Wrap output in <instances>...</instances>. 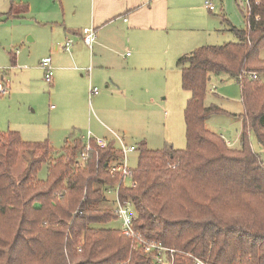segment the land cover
<instances>
[{
    "label": "trees",
    "instance_id": "obj_1",
    "mask_svg": "<svg viewBox=\"0 0 264 264\" xmlns=\"http://www.w3.org/2000/svg\"><path fill=\"white\" fill-rule=\"evenodd\" d=\"M248 2L247 28L231 29L236 42L201 46L177 60L190 93L187 147L154 150L141 141L132 169L136 184L119 188L120 203H131L136 212L133 228L178 250L175 264H196L188 254L208 264H264V161L250 140L254 131L264 150V0ZM28 11L12 1L6 16ZM222 73L241 86L245 110L234 114L242 120L239 147L206 124L226 113L205 102L212 75ZM85 148L82 137L66 139L56 152L49 140L0 133V264L149 263L121 228L104 227L119 219L112 202L105 206L121 179L110 168L121 158L116 141L101 148L92 139L82 164ZM22 151L30 158L16 176ZM47 163L48 177L39 179Z\"/></svg>",
    "mask_w": 264,
    "mask_h": 264
},
{
    "label": "rangeland",
    "instance_id": "obj_2",
    "mask_svg": "<svg viewBox=\"0 0 264 264\" xmlns=\"http://www.w3.org/2000/svg\"><path fill=\"white\" fill-rule=\"evenodd\" d=\"M12 1L15 4H26L17 0H10V3L9 0L3 2L0 0L1 8H7L6 6L12 4ZM205 1L203 0L204 10L200 11L199 21H203L204 17L206 21L197 24L196 28L189 30L186 35L180 33L176 35L177 38L182 39L191 37V47H187L184 54H190L201 46L236 42L238 37L231 30L232 26L238 29L247 28V0H210L215 5L213 11L206 8ZM28 21H30L29 17L22 20L6 19L5 15L3 17L0 15V78L3 76V83L7 84L8 88L7 93H0V133L18 131L26 140L31 138L36 141L49 140L56 152L62 150L65 139L82 137L89 130L95 135H97L95 131H99L108 139H117V146H120L118 138H114L111 130L128 145H137L141 141H146L148 147L154 150L170 145L176 149L187 147L185 109L190 93L183 88L181 69L177 65L178 59H173L168 69L146 70L150 75L154 72L155 77L152 78L147 91L141 88L136 92L134 103L132 101L129 103L118 95L114 97L107 95L111 92L107 90L105 84L96 82L93 85L97 86L99 91L88 101V106L94 107L95 112H91L89 117L71 118L72 121L69 117H54V110L50 107L52 104L58 106V103L52 97L53 87L45 81L43 72L41 75L38 74V86L27 92L23 69L13 66L12 56L17 55L16 61L19 56L27 58L26 49L34 44L29 40L32 34L25 35L24 32L37 26ZM40 49H34L30 60L32 64L37 60L41 62ZM260 54L264 60V48ZM205 102L207 105L217 104L226 110V113L212 115L206 120L209 130L222 136L230 145L239 147L242 120L234 114L240 115L245 107L241 86L236 78L227 73L212 75ZM250 140L253 149L264 161V150L254 131L250 135ZM29 158V152H21L13 170L14 175L19 176L24 172ZM138 159V151L129 153L127 163L130 169L137 167ZM48 165L49 163L45 164L39 172V179L48 177ZM131 184L132 179L126 177L125 185ZM107 194L110 203L105 206L111 208L112 202L113 207L116 208L118 205L115 201V193ZM121 226V219L104 225L111 228H121Z\"/></svg>",
    "mask_w": 264,
    "mask_h": 264
},
{
    "label": "crops",
    "instance_id": "obj_3",
    "mask_svg": "<svg viewBox=\"0 0 264 264\" xmlns=\"http://www.w3.org/2000/svg\"><path fill=\"white\" fill-rule=\"evenodd\" d=\"M17 1L26 2L29 11L12 18L29 17L28 22L37 28L24 32L32 34L29 40L34 43L26 49L28 59L19 56L16 61L15 54L13 66L23 69L28 92L38 86V74H44L39 60L35 64L30 61L34 49L41 48V59L51 57L55 68L52 97L58 106L52 104L50 109L54 110V117H69L70 121L95 112L88 101L94 95L90 89L97 87L93 85L96 82L105 84L111 92L107 95H118L134 103L136 92L141 88L147 91L155 77L154 72L150 75L146 70L170 68L172 60L186 55L187 47H191V37L177 38V33L186 35L206 21L205 17L199 21L203 0ZM6 7L0 6V15L9 19L6 14L11 4ZM88 27L95 28L97 33L92 47L83 40V30ZM69 39L73 40L70 52L64 49Z\"/></svg>",
    "mask_w": 264,
    "mask_h": 264
},
{
    "label": "built area",
    "instance_id": "obj_4",
    "mask_svg": "<svg viewBox=\"0 0 264 264\" xmlns=\"http://www.w3.org/2000/svg\"><path fill=\"white\" fill-rule=\"evenodd\" d=\"M247 4H249L247 0ZM205 6L210 11L215 10V5L210 1H205ZM126 20V19H125ZM97 38L96 29L93 27H88L83 30V40L85 44L89 47H92L95 43ZM73 43V40L69 39L65 42V50L70 52L71 51V45ZM41 68L44 70V79L45 81L52 85L54 81V74H55V68L53 66L52 58L47 56L44 57L40 63ZM91 69V67L89 68ZM252 78H257L258 75L256 73L250 74ZM99 91L97 87H93L90 89L91 94H95ZM8 92L7 84L3 83V78H0V93L5 94ZM114 138H118V142L120 146H117V151L120 154V160L110 165L111 172L112 173H118L121 176L120 182L114 189L109 190V194L115 193V201L117 202V207L115 208L116 212L118 213L119 219L122 221L121 230L122 233L131 238L133 244L136 247H139L142 249L143 253L146 254V257L149 259L148 264H175V254L178 252V250L167 247L161 242H152L144 238L141 234H139L134 228H133V221L136 217V212L132 206L131 203L122 204L119 201V188L121 184H125V178L130 177L132 178V169L128 166V155L129 153H132L136 151L137 145H128L125 143L123 139H121L116 133L111 131ZM82 138L85 141L86 148L84 152L80 155V162L84 164L87 159L89 158V151L92 149V139H94L95 143L101 147L105 148L109 144L110 139L107 137H101L93 134L91 130L87 132V134L83 135ZM136 182L132 181V185H135ZM188 256H191L195 259L196 264H208L202 259L195 257L192 254H188ZM123 264V263H118Z\"/></svg>",
    "mask_w": 264,
    "mask_h": 264
}]
</instances>
